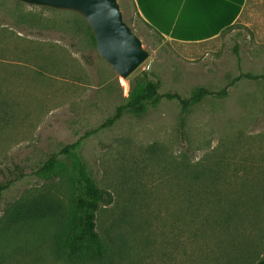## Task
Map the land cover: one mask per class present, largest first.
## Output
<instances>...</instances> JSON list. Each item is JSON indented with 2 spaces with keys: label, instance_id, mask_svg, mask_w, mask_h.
Returning a JSON list of instances; mask_svg holds the SVG:
<instances>
[{
  "label": "rangeland",
  "instance_id": "374dc122",
  "mask_svg": "<svg viewBox=\"0 0 264 264\" xmlns=\"http://www.w3.org/2000/svg\"><path fill=\"white\" fill-rule=\"evenodd\" d=\"M117 4L148 53L127 79L99 57L77 13L0 0V187L8 185L0 219L41 186L33 173L51 154L80 140L87 173L113 196L97 225L123 237L114 264H238L243 257L228 250L241 242L248 252L242 264H256L264 256V80L241 79L226 97L192 107L185 139L180 107L167 100L95 129L143 74L159 94L183 98L198 87L220 91L241 74H264V0H246L232 26L195 44L155 33L131 0ZM197 161L222 173L216 215L186 200L187 181L175 179L183 162ZM112 216L124 219L113 230ZM0 264L64 263L52 254L49 231L37 226L0 237Z\"/></svg>",
  "mask_w": 264,
  "mask_h": 264
},
{
  "label": "trees",
  "instance_id": "16d2710c",
  "mask_svg": "<svg viewBox=\"0 0 264 264\" xmlns=\"http://www.w3.org/2000/svg\"><path fill=\"white\" fill-rule=\"evenodd\" d=\"M88 30L95 44L89 26ZM171 38L177 37L172 34ZM241 79L264 80V74H241L217 92L198 87L187 98L177 93L159 94L158 83L143 74L134 79L125 103L118 106L114 114L95 131L112 126L124 113L138 117L146 112L148 106L155 107L162 100H167L175 101L180 107L178 130L180 138L185 139L184 125L189 110L208 97H226L228 89ZM2 113L6 116L5 112ZM80 150V140L66 145L51 154L34 171L33 174L43 183L35 189L26 190L5 209L0 219V237L40 226L49 231L53 256L64 264H114L112 258L120 256L119 243L123 245V237L115 233L109 235L101 229L99 232L97 225L99 212L114 203L113 196L99 188L87 173ZM202 163L183 162L176 169L175 179L187 181L186 200L196 208L210 207L216 215V211L220 212L217 208L223 203L220 194L216 193L222 173L212 166L207 167L209 164L204 167ZM7 187L1 186L0 192ZM229 219L223 220L228 222ZM123 222V218L112 216L110 227L112 230L119 228ZM244 244L241 242L228 250L229 254L236 252L240 255L235 258L237 261L243 257L238 264H242L244 255L248 254ZM256 264H264V256Z\"/></svg>",
  "mask_w": 264,
  "mask_h": 264
},
{
  "label": "crops",
  "instance_id": "0c3cea01",
  "mask_svg": "<svg viewBox=\"0 0 264 264\" xmlns=\"http://www.w3.org/2000/svg\"><path fill=\"white\" fill-rule=\"evenodd\" d=\"M136 17L161 37L202 43L233 25L246 0H131ZM177 38H171V35Z\"/></svg>",
  "mask_w": 264,
  "mask_h": 264
},
{
  "label": "water",
  "instance_id": "95a60500",
  "mask_svg": "<svg viewBox=\"0 0 264 264\" xmlns=\"http://www.w3.org/2000/svg\"><path fill=\"white\" fill-rule=\"evenodd\" d=\"M14 1L80 15L92 31L99 57L121 79H127L148 56L141 41L123 22L117 0Z\"/></svg>",
  "mask_w": 264,
  "mask_h": 264
}]
</instances>
